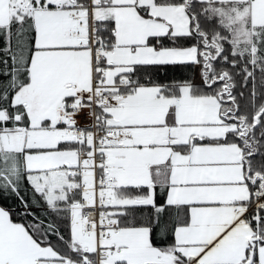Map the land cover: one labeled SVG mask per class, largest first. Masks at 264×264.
<instances>
[{
    "label": "snow or ice",
    "instance_id": "snow-or-ice-1",
    "mask_svg": "<svg viewBox=\"0 0 264 264\" xmlns=\"http://www.w3.org/2000/svg\"><path fill=\"white\" fill-rule=\"evenodd\" d=\"M0 264H264V0H0Z\"/></svg>",
    "mask_w": 264,
    "mask_h": 264
},
{
    "label": "trees",
    "instance_id": "trees-1",
    "mask_svg": "<svg viewBox=\"0 0 264 264\" xmlns=\"http://www.w3.org/2000/svg\"><path fill=\"white\" fill-rule=\"evenodd\" d=\"M5 206H7V205H5ZM16 217H15V215H13V219H15Z\"/></svg>",
    "mask_w": 264,
    "mask_h": 264
},
{
    "label": "built area",
    "instance_id": "built-area-1",
    "mask_svg": "<svg viewBox=\"0 0 264 264\" xmlns=\"http://www.w3.org/2000/svg\"><path fill=\"white\" fill-rule=\"evenodd\" d=\"M81 123H83V121H81Z\"/></svg>",
    "mask_w": 264,
    "mask_h": 264
}]
</instances>
